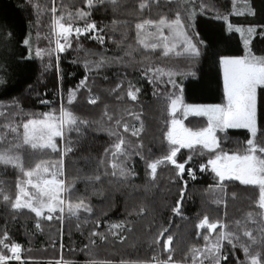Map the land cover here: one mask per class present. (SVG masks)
<instances>
[{
    "label": "trees",
    "instance_id": "1",
    "mask_svg": "<svg viewBox=\"0 0 264 264\" xmlns=\"http://www.w3.org/2000/svg\"><path fill=\"white\" fill-rule=\"evenodd\" d=\"M81 11L87 13L83 18L77 15ZM177 15L186 31L201 41L196 58L188 56L181 43H166L172 51L164 55V38L172 35L167 27L136 28L148 20L153 24L161 19L172 22ZM61 16V23L73 28L67 41L60 40L63 51L54 33L55 20ZM88 23H95L101 31L84 33ZM246 27L255 30L252 54L264 57V0H117L115 5L92 7L87 0H0V125L17 126L22 134L21 126L29 119L59 115L62 108L89 122L79 132L66 131L64 139L56 138L59 151H33L25 146L19 152L25 170L33 169L42 158L49 164L62 162L67 186H72L66 204L82 200L90 212L81 209L73 217L66 210L62 219L56 218L60 213H54L49 221L28 209H13L10 204L18 185L27 177L18 169L0 166L2 191L12 197L7 203L0 200V234L23 250V261L10 264H153V257L165 260L168 256L161 232L173 237V260L193 264L192 250L211 247L220 232L238 235L239 241L233 240L238 245L249 242L243 235L245 229L254 237L260 235L258 188L238 180H225L221 186L208 164L221 150L242 153L252 139L247 129L217 132L220 147L216 152L200 146L180 149L176 160L185 164L182 176L174 165L164 163L158 165L153 179L148 167L173 147L167 139L173 119L171 99L181 96L184 104L196 105L225 103L221 60L245 54L242 36L246 35L236 29ZM76 28L81 29L79 35ZM96 35L103 37V43L92 38ZM141 39L159 46L145 48ZM101 58L107 66L89 70ZM169 72L175 73L172 82ZM130 85L139 89L136 101L126 95ZM94 96L97 103L91 104ZM117 119L129 125L128 133L116 126ZM185 121L194 130L207 124L198 116ZM141 124L143 130L133 137L132 126ZM257 124L255 142L264 145V87L257 89ZM15 136L8 132V141L18 142ZM119 136L126 141L127 157L112 156ZM69 147L71 151H65ZM121 162L131 173L127 178L112 168L113 163ZM114 171L116 175H112ZM190 173H195L194 179ZM87 182L97 183L101 190L91 202L82 194ZM248 213H253L257 223L247 219ZM205 215L225 227L215 232L199 228ZM93 232L105 239L91 235ZM158 238L159 243H154ZM251 251L259 253L264 264V247L253 245ZM221 256L227 258L220 264H250L242 248L227 240L222 242ZM201 260L210 264L204 256L197 257L195 264Z\"/></svg>",
    "mask_w": 264,
    "mask_h": 264
},
{
    "label": "snow or ice",
    "instance_id": "2",
    "mask_svg": "<svg viewBox=\"0 0 264 264\" xmlns=\"http://www.w3.org/2000/svg\"><path fill=\"white\" fill-rule=\"evenodd\" d=\"M153 3L158 0H152ZM55 3V0H53ZM88 6L92 7L98 4L109 3L115 5L117 0H87ZM147 5L142 4L141 7ZM53 13L56 12V8L51 9ZM254 15L255 13H250ZM80 18H83L87 13L81 11L77 13ZM63 16L56 20V25L59 28V35L66 41L73 33L71 25L65 26L61 21ZM146 25L157 27L162 29L167 27L174 38V41H179L184 47L183 51L190 57L196 58L200 55L201 41L197 39L195 35L186 31L185 25L182 24L179 15H177L172 22H168L165 19L159 20L158 24H153L148 20L144 23L136 25L137 29L143 30ZM231 27V26H230ZM240 31V29H236ZM84 33L101 30L97 29L95 23H88L84 29ZM254 29H248L249 34ZM77 35L81 33V29L76 28ZM103 43V37L96 35L92 37ZM167 40V37L164 38ZM145 48L151 47L155 49L159 45L147 44L143 39L140 40ZM28 44V41H25ZM60 51L65 48L64 44H59ZM164 55H168L172 48L164 44ZM39 55V52H37ZM223 65V81L224 91L226 95V103L223 105H185L181 96H176L175 99H171V130L167 133V139L171 148L170 152L162 159H157L150 163L148 167L151 169V176L156 178L158 165L164 163H170L175 166L178 174L181 176L185 173L186 168L184 163H179L176 160L177 153L182 148L194 149L196 146H200L202 149H206L211 152H216V149L220 147L217 132H225L228 129H247L252 136V139L247 141V147L242 153L229 154L221 150L214 158L208 161L211 165V171L215 173V176L219 178V182L222 186L225 180H238L243 185H251L258 188L259 197L257 201V207L261 210L256 216L259 217V221L254 219L253 213H248L247 219L253 220L257 223V229L260 233L258 237L253 236L251 230L245 229L243 235L248 237V243L238 245L233 243V240L239 241L240 237L233 232H220L218 238L206 250L193 249V264H195L196 258L204 256L205 259L210 261V264H220L221 259H226V256H221L222 242L227 240L233 247L240 246L246 257H250V264H262V259L259 253L251 251L253 245H260L264 247V145H259L255 142V137L259 131L257 124V89L264 87V57H257L251 52L242 58H223L221 60ZM106 65L104 58L97 61L94 64H90L89 70L92 68H100ZM160 70L157 69L158 73ZM170 78L175 73H167ZM3 80L0 79V84ZM174 83V82H173ZM174 86H176L174 84ZM178 87V86H176ZM139 89L133 90L130 85L126 95L132 101H136L138 98ZM73 97L75 93L71 94ZM98 97H92L90 99L91 104H96ZM69 102H71V97ZM183 116H187L189 113L196 116L207 117V127L199 130H193L186 127L181 119L176 118L177 112H181ZM108 120L112 119V116L105 113ZM135 119L139 120L140 117L136 116ZM89 122L79 119L72 111L62 108L59 115L47 114L41 119H29L22 124V134L19 132V128L13 125H0V128H7V131H0V166L12 167L18 169L25 177L26 180H22L18 185V194L15 196L14 201L10 204L13 209H28L35 214L36 217H41L45 220H52L54 213H60L61 215L56 217L58 219L63 218V214L67 210L70 216L78 217L79 211L90 212L91 209L81 200L79 203L73 205L71 203L66 204V200H70L72 186H66L62 172V162L59 164H49L45 159H41L39 163L35 165L33 169L25 170L23 167L22 156L19 152L20 149L27 146L33 151L51 150L53 152L59 151L56 138L64 139L66 131L81 130L82 126H86ZM116 126L122 127L124 133L130 131V127L127 123L121 124V120L115 121ZM67 126V127H66ZM107 130V129H106ZM143 130L141 124L139 128L132 126L131 135L138 137L139 133ZM8 132L15 133L18 142L11 143L8 141ZM111 135H117L116 132H110ZM126 141L123 136H119L117 142L114 145V151L112 156L119 158L120 156L127 157L128 149L125 148ZM7 145V146H5ZM142 147V145H140ZM65 151H71V148H67ZM125 162L119 164L113 163V169H119V175L127 178L131 173L128 168L124 166ZM204 169L202 168L201 171ZM114 171L112 175H116ZM195 178V173H190ZM95 179H99L98 176ZM3 182L0 181V200L9 202L12 197L5 194L2 191ZM31 188L34 191H29ZM68 194L67 196L65 194ZM181 199H183V192L181 193ZM220 203V200L215 201ZM179 215V207L175 209ZM47 213V214H46ZM40 225L37 224L36 227ZM113 227H123V225H114ZM198 227L201 229H208L211 232H215L216 229L224 228L225 225L219 221L210 222L207 215H205ZM163 231H167L164 229ZM93 236L99 235L101 239L105 237L97 232L91 233ZM160 236L164 239V250L168 253L165 260H159L158 257H153V264H180L178 261H174L172 257L173 253V237L171 234L166 237L163 236V232ZM121 240L124 237H120ZM95 243V241H93ZM159 243V238L154 241ZM11 241H6L0 234V264H10L11 261H21L22 248L18 243L11 244ZM11 253L10 255L8 253ZM95 264V262H91ZM203 264V260L200 261Z\"/></svg>",
    "mask_w": 264,
    "mask_h": 264
},
{
    "label": "rangeland",
    "instance_id": "3",
    "mask_svg": "<svg viewBox=\"0 0 264 264\" xmlns=\"http://www.w3.org/2000/svg\"><path fill=\"white\" fill-rule=\"evenodd\" d=\"M248 29H254V27L241 28L240 31H239V34H241V36L242 35H246L245 38H243V36H242L245 54L243 56H240V57H227V58H242V57L248 55L249 52H251V41H252V38L254 36L255 30L249 34ZM54 33H55V36L57 38V45H58V41H59V44H60V40L63 39V37L59 35V28L56 25V20H55V24H54ZM165 43L171 44L172 46H178L180 44L179 41H174V38H173L172 35L170 37H167V40H165ZM221 66H222V74H223V65L221 64ZM223 85H224V81H223ZM225 103H226V95H225ZM185 105L199 106V105H196V104H187V103ZM182 111L183 110H181V112H177L176 118L177 119H181L183 124L186 127L189 128V126L186 125V121L185 120L187 118H190V116L194 117L196 115H193V114L189 113L187 116H183L182 115ZM198 117H202V118H204L206 120L207 124L204 127H207V125H208L207 117H204V116H198ZM191 129H193V128H191ZM199 129H201V128H199ZM170 130H171V126H170L169 131ZM229 154H231V153H229ZM63 178H64V174H63ZM64 180H65V178H64ZM65 183H66V180H65ZM66 186H67V183H66ZM77 189H78V187H77ZM99 191H101V190H100L99 185L97 183H95V182H87L86 184H84L83 193L82 194H83V197L85 199H88L91 202V201H94V199L97 198L98 195H100ZM93 221L99 223L100 219L99 218H94ZM21 261H23V260L21 259ZM60 264H62V262H60Z\"/></svg>",
    "mask_w": 264,
    "mask_h": 264
}]
</instances>
